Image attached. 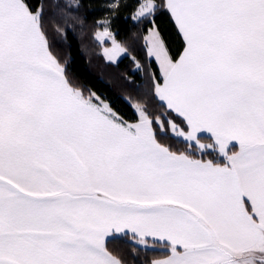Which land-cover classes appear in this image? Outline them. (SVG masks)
Masks as SVG:
<instances>
[{
    "label": "snow or ice",
    "instance_id": "1",
    "mask_svg": "<svg viewBox=\"0 0 264 264\" xmlns=\"http://www.w3.org/2000/svg\"><path fill=\"white\" fill-rule=\"evenodd\" d=\"M81 6L0 0V264H125L120 235L166 250L150 264H264V0H137L164 111L132 102V122L53 51L47 24L66 40ZM100 23L115 61L129 50Z\"/></svg>",
    "mask_w": 264,
    "mask_h": 264
},
{
    "label": "trees",
    "instance_id": "2",
    "mask_svg": "<svg viewBox=\"0 0 264 264\" xmlns=\"http://www.w3.org/2000/svg\"><path fill=\"white\" fill-rule=\"evenodd\" d=\"M46 2L49 4L51 17L54 0ZM80 3L82 6L74 13L79 17V22L72 25L66 40L53 30L51 23L47 24L53 51L62 62H66V73L72 83L84 89L86 93L89 90L95 92L129 122L136 118V111L131 106L132 102L136 101L147 103L151 112L160 115L164 109L153 94L150 75L152 72H158V65L148 58L143 39L148 25L131 18L137 0H121V6L115 12L108 6L113 0H80ZM105 19L111 21L110 31L115 33L117 40L129 50L117 63L104 57V46L95 38L96 33L103 30L100 22ZM156 22L173 53L180 51L182 41L168 14H158ZM133 56L142 68L136 67ZM176 122L180 127H184L179 120ZM160 138L161 142L171 146L173 150L183 151L187 146V142L176 137L170 128ZM202 142L210 141L205 136ZM213 156L214 154H210L207 158ZM108 246L125 264H150L151 260L162 258L166 251L154 247L143 248L123 235L111 240Z\"/></svg>",
    "mask_w": 264,
    "mask_h": 264
},
{
    "label": "rangeland",
    "instance_id": "3",
    "mask_svg": "<svg viewBox=\"0 0 264 264\" xmlns=\"http://www.w3.org/2000/svg\"><path fill=\"white\" fill-rule=\"evenodd\" d=\"M104 21V20H103ZM109 30H110V27H109ZM102 44H103V49L105 48V47H108V48H111L112 47V45H111V41H109V40H107V39H105L104 41H100ZM106 42H108L109 44L107 45V44H105ZM127 55V53H124V54H121L120 56H118L117 57V59L115 60V61H110V62H113V63H117V62H119L123 57H125ZM174 134V133H173Z\"/></svg>",
    "mask_w": 264,
    "mask_h": 264
}]
</instances>
